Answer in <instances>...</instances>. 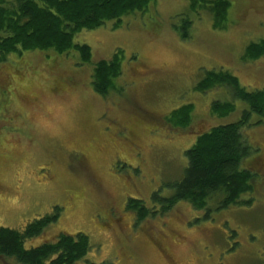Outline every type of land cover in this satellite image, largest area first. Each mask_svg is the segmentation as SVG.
<instances>
[{"label": "rangeland", "instance_id": "rangeland-1", "mask_svg": "<svg viewBox=\"0 0 264 264\" xmlns=\"http://www.w3.org/2000/svg\"><path fill=\"white\" fill-rule=\"evenodd\" d=\"M228 1L224 30L208 12H192L189 0H155L119 28L83 31L74 42L91 47L93 66L53 51L9 57L0 66V228L24 231L58 207L59 221L26 248L84 234L91 250L78 264H264V172L251 206L220 208L216 195L203 210L180 201L162 214L153 201L155 193L173 195L199 134L237 122L249 108L228 88L198 92L206 72L224 69L247 91L264 90V56L244 59L264 40V0ZM186 18L184 41L174 28ZM118 51L117 90L100 96L92 67ZM215 101H232L236 111L214 117ZM187 104L190 127L169 126L166 117ZM244 133L264 152V124ZM129 199L158 215L138 224Z\"/></svg>", "mask_w": 264, "mask_h": 264}, {"label": "trees", "instance_id": "trees-1", "mask_svg": "<svg viewBox=\"0 0 264 264\" xmlns=\"http://www.w3.org/2000/svg\"><path fill=\"white\" fill-rule=\"evenodd\" d=\"M154 1L0 0V66L5 65L12 55L37 51H53L57 56L77 54L80 65L93 66L91 47L76 44L75 38L83 31H94L110 22H114L115 29L119 28L124 17L145 11ZM189 1L192 12L206 11L211 15L215 29L227 28L228 0ZM191 26L192 21L186 18L180 27L174 29L186 41L190 39ZM263 56L264 40L249 45L244 59L254 61ZM122 64L123 52L118 51L110 61L102 60L91 66L96 93L106 97L117 90L116 83L124 70ZM218 88H228L233 99L242 101L249 108L242 112L237 122L213 126L197 136L195 143L185 152L187 168L183 179L172 186L173 195L166 198L159 193L153 195L162 214L172 211L180 201L203 210L216 195L223 197L220 208L253 204L252 196L264 172V152L255 150L257 144L251 143L244 132L264 124V90L247 91L235 75L224 69L206 72L196 86L201 93ZM193 111L192 104L183 105L166 117V123L172 128L187 129ZM210 111L212 116L223 119L236 111V105L232 101H215ZM254 116L259 120L253 119ZM244 196L249 199H243ZM127 209L135 214L138 224L158 215L148 209L142 199H129ZM61 212L62 209L55 208L54 214L34 220L24 231L1 227L0 259L15 264H78L83 261L91 250L89 238L84 234L61 233L54 241H44L30 248L25 246L56 224Z\"/></svg>", "mask_w": 264, "mask_h": 264}]
</instances>
